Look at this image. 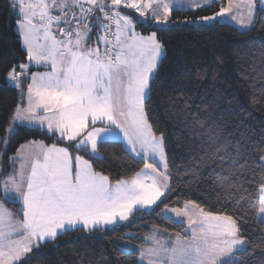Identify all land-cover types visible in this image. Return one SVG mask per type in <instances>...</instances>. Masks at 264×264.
I'll list each match as a JSON object with an SVG mask.
<instances>
[{"label": "snow or ice", "instance_id": "1", "mask_svg": "<svg viewBox=\"0 0 264 264\" xmlns=\"http://www.w3.org/2000/svg\"><path fill=\"white\" fill-rule=\"evenodd\" d=\"M254 3L245 0L247 24L252 23ZM205 5L211 6L209 0ZM122 6L135 10L138 19L150 15L163 24L173 10L167 0H12L10 4L19 13L17 29L28 62L13 66L7 78L17 88L30 81L21 91L24 106H16L12 125L58 134L75 150L94 156L99 155L98 141L118 130L143 168L113 183L88 160L73 156L69 147L36 140L21 145L11 158L18 163L0 188L9 202L21 203L23 220L13 221L0 204V264H20L39 242L55 240L69 230L101 231L128 221L162 203L161 197L171 190L164 135L153 131L145 109L163 45L155 32L147 37L136 33ZM195 6L204 5L197 0ZM226 14L247 26L233 13V0L200 19ZM93 28L100 31L97 44L89 46ZM41 64L50 71H29ZM7 131L15 132L16 127ZM254 207L264 216V181ZM163 210L181 226L187 224L188 238L177 235L174 242L164 241L154 228L143 238L149 246L139 250V260L146 264H233V258L247 250L239 221L232 215L206 211L192 200H185L182 207L165 205Z\"/></svg>", "mask_w": 264, "mask_h": 264}, {"label": "trees", "instance_id": "2", "mask_svg": "<svg viewBox=\"0 0 264 264\" xmlns=\"http://www.w3.org/2000/svg\"><path fill=\"white\" fill-rule=\"evenodd\" d=\"M11 3L0 0V138L7 141L0 143V183L13 173L17 161L11 158L19 146L33 140L69 147L113 183L133 176L143 162L121 141L98 143L94 156L75 150L57 134L12 125L29 81L17 88L7 78L13 66L28 62L17 29L19 13ZM220 7L175 9L168 25L138 19L141 33L155 32L165 49L145 101L153 131L164 135L169 164L171 190L162 203L101 231L69 230L39 243L20 264H139V247L154 228L187 237L186 225L168 219L163 210L165 205L182 207L185 200L239 221L247 250L233 264H264V216L254 207L264 181V10L244 31L218 20L198 23ZM9 127L16 131L9 133ZM0 199L22 216L19 204L9 202L1 190Z\"/></svg>", "mask_w": 264, "mask_h": 264}, {"label": "rangeland", "instance_id": "3", "mask_svg": "<svg viewBox=\"0 0 264 264\" xmlns=\"http://www.w3.org/2000/svg\"><path fill=\"white\" fill-rule=\"evenodd\" d=\"M167 2L172 6V9H173V10H175V9H197V8H198V7L195 6L196 3H197V0H167ZM199 2H200L202 5L207 6V5H205V0H199ZM209 3H210V4H213V3H219L221 6H225V7L227 6V0H209ZM244 5H245V0H233V13L236 14V15H238V16H240V17L245 21V24H246L247 26H242L237 20H233V19H231L230 15H227V14H226L225 16H223V17H217V18L214 19V20H209V21L199 20L198 23H201V22L210 23V22H214V21L218 20V21H220V22H225V23L232 24V25L236 26L239 30H242V31L247 30V29H249V28L253 25L258 10H259V9L264 10V4L261 3V0H255L254 8H253V19H252V23H251V24H247V12H246V10H245ZM204 6H202V7H204ZM199 8H200V7H199ZM173 10H172V11H173ZM217 12H219V11H217ZM217 12H215V13H217ZM215 13H214V14H215ZM122 14L128 16L127 14H125V13H123V12H122ZM214 14H212V15H214ZM212 15H210V16H212ZM149 16H150V15H149ZM170 16H171V15H170ZM150 17H151V16H150ZM156 23H157V22H156ZM159 24H162V25H168V24H170V17H169V21H168L167 24H163V23H159ZM152 33H153V32H152ZM156 38H157V35H156ZM157 40H158V39H157ZM160 43H161V42H160ZM161 44H162V43H161ZM164 52H165V49H164V46H163V52H162V55H161L160 59H159L158 62H157V68H158V66H159V64H160V61H161V58H162ZM157 68L155 69L153 76L155 75V73H156V71H157ZM153 76H152V77H153ZM150 80H151V79H150ZM2 182H3V181H2ZM2 182H1V183H2ZM0 190L2 191V188H1ZM2 193H3V191H2ZM3 196H4V194H3ZM4 197H5V196H4ZM165 214L168 215V216H170V217H172V218H174L177 222H180V223H181V221H180V220H177V219L174 217V215H173L172 213H170V212H165ZM185 225H186V228H187V224H186V223H185ZM157 230H158L159 233L161 234V239L164 240V241H172V242H174V241H175V238L177 237V235H175V236H170V235H168V233H166V232H163V231H161V230H159V229H157ZM152 232H153V230L151 231V233H150L149 235H151ZM165 233H166V234H165ZM149 235H147V236H149ZM179 236L182 237V238H185V239L188 238V237H185V236H183V235H179ZM148 246H149V243L146 241V244H145L144 246L139 247V250H140L141 248H146V247H148ZM34 248H36V247H33L32 250H33ZM32 250H31V251H32ZM31 251H30V252H31ZM30 252L24 254V256L21 257V260H23V259H24V258L30 253ZM237 257H238V256H236L235 258H233V262L237 260ZM139 264H146V262H142V261L139 260Z\"/></svg>", "mask_w": 264, "mask_h": 264}, {"label": "crops", "instance_id": "4", "mask_svg": "<svg viewBox=\"0 0 264 264\" xmlns=\"http://www.w3.org/2000/svg\"><path fill=\"white\" fill-rule=\"evenodd\" d=\"M121 11L123 12V13H125V14H127L132 20H133V22H134V24H135V32L136 33H138V34H140V35H143V36H145V37H147V36H149V35H151V33L150 34H142L141 33V31L138 29V27H137V24H138V13H136L135 15L134 14H132V12L131 11H135V10H132V9H127V8H125V7H121ZM54 14H56V13H54ZM147 19H151V17L150 16H148L146 19H139V21L141 22V21H143V20H147ZM100 30L98 29H94V30H92V32L89 34L90 35V37H91V39H90V41H89V46H94V45H96L97 44V33L99 32ZM158 39V38H157ZM159 41V40H158ZM160 42V41H159ZM101 48L103 47L102 45L100 46ZM32 68H34V69H36V70H34V71H31V69ZM29 71L30 72H47V71H50V68L48 67V66H46V65H43V64H41V65H32V66H30V69H29ZM10 81V80H9ZM11 82V81H10ZM30 82V81H29ZM12 83V82H11ZM13 84V83H12ZM14 85V84H13ZM24 125H27V124H24ZM28 126H32V125H28ZM97 126H99V125H97ZM58 135V134H57ZM106 140H115V141H121L124 145H125V147H126V149L133 155V156H135V157H137V158H140L139 156H136L135 155V153H133L132 152V150H131V147H130V145L127 143V140L125 139V137H124V135H123V133L122 132H120V131H116V132H112V133H106L105 135H104V137H103V139L102 140H100V141H98V143H100V142H102V141H106ZM0 141H1V138H0ZM38 141H41V140H38ZM44 142V141H43ZM29 142H26V143H23L22 145H27ZM44 144H46V145H49V144H47V143H45L44 142ZM50 145H52V144H50ZM49 145V146H50ZM58 147H63V146H59V145H57ZM20 147H21V145L19 146V148L18 149H20ZM17 153V152H16ZM16 153H15V155H16ZM74 156V155H73ZM86 160V159H85ZM18 163V162H17ZM93 167V166H92ZM94 169V168H93ZM97 172V171H96ZM7 178V177H6ZM5 178V179H6ZM4 179V180H5ZM3 180V181H4ZM167 192L168 191H166L165 192V195L167 194ZM164 195V196H165ZM163 196V197H164ZM163 197H161V199L163 198ZM8 200V199H7ZM160 201H158V203H159ZM0 204H3V206H4V208L5 209H7L9 212H11V214H12V218H13V221H22L23 220V216H18L17 214H15L10 208H8L7 206H6V204L4 203V201L3 200H1L0 199ZM18 204H19V211H20V213H21V203H19L18 202ZM155 206V205H154ZM154 206H152V208L154 207ZM152 208H149V209H147V210H150V209H152ZM131 218V217H130ZM124 222H126V221H122V222H120L119 224H121V223H124ZM106 227H112V225H109V226H106ZM105 227V228H106ZM60 235V234H59ZM46 241H48V240H45V241H43V242H46ZM39 243H42V242H39Z\"/></svg>", "mask_w": 264, "mask_h": 264}, {"label": "built area", "instance_id": "5", "mask_svg": "<svg viewBox=\"0 0 264 264\" xmlns=\"http://www.w3.org/2000/svg\"><path fill=\"white\" fill-rule=\"evenodd\" d=\"M106 10H108V9H106ZM94 29H96V28H93V30H94ZM97 30H98V29H97ZM109 38L111 39V37H109Z\"/></svg>", "mask_w": 264, "mask_h": 264}]
</instances>
